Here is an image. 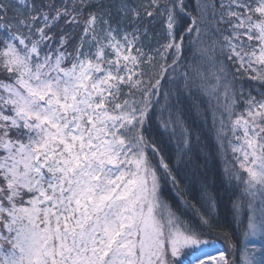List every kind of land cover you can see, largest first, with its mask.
I'll return each mask as SVG.
<instances>
[{
    "label": "snow or ice",
    "instance_id": "snow-or-ice-1",
    "mask_svg": "<svg viewBox=\"0 0 264 264\" xmlns=\"http://www.w3.org/2000/svg\"><path fill=\"white\" fill-rule=\"evenodd\" d=\"M184 99L212 115L228 215ZM185 256L264 264V0H0V264Z\"/></svg>",
    "mask_w": 264,
    "mask_h": 264
},
{
    "label": "trees",
    "instance_id": "trees-1",
    "mask_svg": "<svg viewBox=\"0 0 264 264\" xmlns=\"http://www.w3.org/2000/svg\"><path fill=\"white\" fill-rule=\"evenodd\" d=\"M180 108L181 112L179 114L182 115L183 123H185L187 128L192 132L194 154L198 162L204 166L207 179L209 183L214 186V190L218 194L221 215H228L229 196L231 195V191L223 183L222 170L224 165L222 158L216 155L212 115L210 112L206 115L203 108H194L192 102L188 99L183 100ZM164 115L166 117L167 113ZM151 128L153 133L157 136V139L162 140L166 144L168 154L171 155L175 151V143L168 142L167 134L164 136L159 134L155 119L151 122ZM178 135L179 131L177 132V136ZM197 137H199L198 141L196 139ZM209 152L211 155H209L207 161H205L204 157ZM162 196L171 204L176 205L180 203L176 191L171 185L165 184L162 186ZM189 199H191V197H189ZM183 264H190V257L185 256Z\"/></svg>",
    "mask_w": 264,
    "mask_h": 264
}]
</instances>
